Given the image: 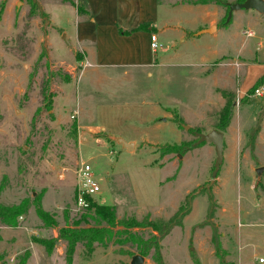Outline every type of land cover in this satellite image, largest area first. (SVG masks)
<instances>
[{
    "label": "rangeland",
    "instance_id": "rangeland-1",
    "mask_svg": "<svg viewBox=\"0 0 264 264\" xmlns=\"http://www.w3.org/2000/svg\"><path fill=\"white\" fill-rule=\"evenodd\" d=\"M80 5L79 0H0V204L28 205L17 219V226L27 230L0 232V264H19L28 254L27 263L28 241L37 244L28 264H42L44 253L56 264H67L60 230L65 217L70 224L87 211L75 204L82 162L90 164L100 185L91 198L114 206L118 218L168 219L193 194L183 225L160 241L165 264H196L195 259L198 264H259L257 256L264 258V95L248 94L264 76V12H232L215 41L232 57L210 61L208 70L190 66L182 45L184 57L172 55L150 68L151 76L132 69L107 85L102 84L111 76L106 73L88 86L86 78L80 83L83 66L72 48V6ZM218 7L222 16L226 7ZM237 62H243L238 72ZM58 70L71 79L49 84L54 97L47 110L42 81L48 71ZM226 99L233 101V117L222 131L223 161L212 177L214 145L193 144L196 132L218 129ZM118 138L131 143V150ZM35 203L56 226H43ZM131 232L142 240L151 235L150 229ZM132 240L118 229L111 243L95 244L90 253L77 244L71 264H129L139 254ZM151 255L143 264H156Z\"/></svg>",
    "mask_w": 264,
    "mask_h": 264
},
{
    "label": "crops",
    "instance_id": "crops-1",
    "mask_svg": "<svg viewBox=\"0 0 264 264\" xmlns=\"http://www.w3.org/2000/svg\"><path fill=\"white\" fill-rule=\"evenodd\" d=\"M79 1L80 10L72 6L76 14L74 30L76 47H71L80 53V65L85 62L89 64L83 66L80 79L81 83L86 78L88 86H96L101 82L97 77L101 78L106 73H110L111 76H105L102 84L107 85L116 84L121 79H118L120 75H128L132 73V69L146 72V75L151 76L153 73L150 68L164 65L172 55L184 57L180 53L182 51L178 49L182 45L187 46L184 58L190 62V66L199 70H208L207 66L212 60L220 58L227 60V57H232L228 51L225 53L221 50L215 42L224 15L221 16L218 4L212 2L191 4L182 0ZM179 13L182 17H175ZM143 24H148V28L138 30V26ZM208 29L211 31L208 32ZM63 34L70 40L66 32ZM152 34L156 35L161 49L167 43L168 47L153 53L150 48ZM242 64L243 62H239L235 66L237 72ZM17 228L27 230V227L0 225V232L4 229ZM28 243L27 248L31 251V256L26 264L34 256L32 249L37 245L31 241ZM63 246L58 248L61 252ZM257 257V261L263 258ZM258 263L261 264L259 261ZM42 264H56V259L44 253Z\"/></svg>",
    "mask_w": 264,
    "mask_h": 264
},
{
    "label": "trees",
    "instance_id": "trees-1",
    "mask_svg": "<svg viewBox=\"0 0 264 264\" xmlns=\"http://www.w3.org/2000/svg\"><path fill=\"white\" fill-rule=\"evenodd\" d=\"M183 2L191 4L200 3H215L218 5H224L226 11L221 18V25H227L231 22V18L226 21L229 6L224 4L221 0H182ZM244 0H239L243 2ZM34 7V6H33ZM80 10L79 8H77ZM148 24H143L138 26L139 29H147ZM48 71L45 79L42 81L41 94L42 100L45 105H47V110H51V105L53 103V92L49 89V84L52 81L69 82L71 76L69 73L62 71L61 73ZM264 83V76L258 81V83L250 89L248 95H252L254 89ZM222 95L227 98L229 95L227 91L223 90ZM245 97V96H244ZM244 99V98H243ZM233 101L231 99H226L222 110L219 113V120L216 127L223 131L225 130L233 117ZM259 131V129L257 128ZM198 131V130H197ZM176 149L175 147L171 148ZM194 196L192 193L186 195L183 203L175 211V213L168 219L156 218L150 219L146 216L143 219H138L135 216L118 218L116 214V209L112 205L100 204L91 197H87L89 202L86 212L83 213L79 218L73 219L69 224L68 218L65 217V224L60 230V237L66 241L65 259L67 264H71L72 256L75 251L77 244H81L84 249L90 253L95 244L105 245L106 243H111L115 237V233L118 229H124V233L132 237V241L136 243L138 253L142 256L148 255L152 252V259L156 264H165L162 254H161V244L160 241L164 239L174 227L182 226L183 219L191 211L192 202ZM35 212L38 218L41 220L42 224L46 228H50L57 225L56 220L51 217V215L44 210L39 203H35ZM28 209L27 203H20L17 205H2L0 204V225L16 227L18 225V217L24 215ZM138 229H150L151 235L147 240H142L135 233L132 234V230ZM215 250L218 252L220 249V244L217 239L213 238ZM39 243L43 245L46 251L51 252V246L47 243L45 239H40ZM28 254H26L19 264H26ZM195 263L198 264V260L195 259ZM222 264H232L225 263Z\"/></svg>",
    "mask_w": 264,
    "mask_h": 264
},
{
    "label": "water",
    "instance_id": "water-1",
    "mask_svg": "<svg viewBox=\"0 0 264 264\" xmlns=\"http://www.w3.org/2000/svg\"><path fill=\"white\" fill-rule=\"evenodd\" d=\"M240 8L254 9L259 13H263L264 12V0H244L243 2H236V3L230 4L226 21H228L231 18L232 12L234 10H237ZM211 29H208L207 31L210 32ZM184 127L188 128V126H184ZM195 134L198 137V140L193 145H197L202 142H210L214 145L216 158L214 161V169L212 171V177H215L223 161V132L219 129H213L208 133H197L196 132ZM118 141L121 142L123 146H125L128 150H131L132 148L131 143H127L122 138H118ZM262 171H263L262 167H258L256 169L257 173H261ZM144 260H145L144 256L140 254H135L131 257L129 264H143Z\"/></svg>",
    "mask_w": 264,
    "mask_h": 264
},
{
    "label": "built area",
    "instance_id": "built-area-1",
    "mask_svg": "<svg viewBox=\"0 0 264 264\" xmlns=\"http://www.w3.org/2000/svg\"><path fill=\"white\" fill-rule=\"evenodd\" d=\"M252 34L250 32L246 33L247 37H250ZM150 48L153 53H157L161 48V44L158 42L156 35L152 34L150 36ZM238 65V63L236 64ZM82 66H89L85 62ZM254 96H263L264 95V83L254 89ZM100 191V185L96 180L92 167L88 163L82 162L79 165L77 170V193L75 204L79 209H86L89 205L87 197H92L94 194ZM260 263L264 262V258H259Z\"/></svg>",
    "mask_w": 264,
    "mask_h": 264
}]
</instances>
